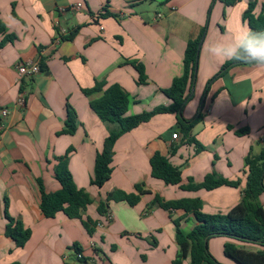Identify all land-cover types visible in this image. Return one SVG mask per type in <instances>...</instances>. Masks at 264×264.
Listing matches in <instances>:
<instances>
[{
  "label": "crops",
  "instance_id": "crops-1",
  "mask_svg": "<svg viewBox=\"0 0 264 264\" xmlns=\"http://www.w3.org/2000/svg\"><path fill=\"white\" fill-rule=\"evenodd\" d=\"M252 2L258 16L264 0H238L233 7L215 0H0L6 36L13 37L0 49V112L9 110L7 119L0 116V264H69L75 246L83 264H173L180 251L174 222L185 233L198 223L193 213L165 211L156 196L166 202L200 199L206 214H227L241 202L246 159L264 148V67H233L209 86L230 60L207 48L227 37L229 28L247 25L244 14ZM204 31L193 98L183 111L187 122L202 114L192 133L202 149L187 143L175 115H157L119 139L111 179L103 188L93 186L98 155L116 127L90 107L103 93L88 98L83 90L97 82L120 85L131 98L128 116L168 107L172 101L163 92L183 75L187 45ZM26 62L45 71L21 84L17 67ZM131 62L145 67V85L138 84ZM20 95L24 106L17 104ZM69 106L79 127L74 135H60ZM245 129L249 135L237 136ZM175 133L179 140H173ZM157 153L182 172V186L201 184L213 173L240 186L210 192L168 186L152 177ZM67 157L76 186L93 200L83 217L98 225L91 234L79 220L63 213L47 219L40 209L42 188L49 195L60 190L54 171ZM139 185L149 193L135 207L111 202L106 215H99L108 194H138ZM260 202L264 208V194ZM7 214L31 230L24 248L6 237ZM227 243L260 249L214 238L209 251L218 264H237L225 256Z\"/></svg>",
  "mask_w": 264,
  "mask_h": 264
},
{
  "label": "trees",
  "instance_id": "trees-1",
  "mask_svg": "<svg viewBox=\"0 0 264 264\" xmlns=\"http://www.w3.org/2000/svg\"><path fill=\"white\" fill-rule=\"evenodd\" d=\"M215 1H221L227 7H233L238 2V0ZM256 7L257 2L249 4L244 14V20L252 31L264 32V11L257 16L255 14ZM104 17H109V15ZM6 34V25L0 18V37H4L0 41V49L8 42L13 41V37H7ZM204 34L205 31L199 38L188 43L184 57L183 75L175 79L172 86L163 92L172 101L168 107H158L151 112L128 116L131 98L120 85L115 84L108 87L106 82H97L92 89L83 90V94L88 98L103 93L100 99L90 102V107L103 123L116 127L110 131L104 142L103 150L98 155L95 175L92 180L93 186L103 188L111 179L115 146L119 139L142 124L150 122L157 115H175L187 143L197 145L199 149H202V146L192 137L193 129L202 120V114L194 121L187 122L183 117V111L193 98L192 90L199 67V46ZM72 35L74 36L75 33ZM131 65L139 74L138 84L145 85L148 81L145 67L138 62H131ZM244 65L251 64L230 60L223 66L221 72L209 82V86L233 67ZM42 71H45L44 67L41 68ZM66 127L67 129L60 135H74L79 127L77 114L70 106L67 112ZM249 133L250 131L245 129L236 134L243 137ZM246 167L248 177L242 200L227 214L204 213L203 201L200 199L166 202L156 196L155 203L165 211L182 210L186 213H193L198 223L190 233H185L181 229L180 221L174 222L180 251L173 264H185L187 259H190V264H218L209 251V242L219 237L230 238L239 244L260 247L257 251H250L236 243H227L224 247L227 258L237 264H264V208L260 202V198L264 194V148L259 155L250 154L247 157ZM151 170L154 179L162 181L168 186H179L183 191L188 192L201 190L210 192L221 187L238 188L240 186L239 182L228 181L216 173L206 176L201 184L191 181L189 185L182 186V172L160 153L155 154L151 159ZM54 174L61 188L50 195L46 194L43 188L41 189L40 209L43 215L47 219H53L59 213H63L69 219L81 221L88 233H93L98 226L97 223L90 218L83 219L85 212L93 204V200L86 190L78 189L76 186L69 170L68 157L59 162ZM136 191L138 194H127L119 190L108 194L107 199L101 202L98 208L99 215H106L107 207L111 202H127L131 207H135L140 202L141 196L149 193L141 185L136 187ZM6 216L8 221L5 230L6 237L12 239L19 248H24L31 237V230L26 229L21 221L11 218L8 214ZM73 250L81 252L78 246H75Z\"/></svg>",
  "mask_w": 264,
  "mask_h": 264
},
{
  "label": "clouds",
  "instance_id": "clouds-1",
  "mask_svg": "<svg viewBox=\"0 0 264 264\" xmlns=\"http://www.w3.org/2000/svg\"><path fill=\"white\" fill-rule=\"evenodd\" d=\"M207 51L219 59L264 67V32H254L246 24L229 28L228 36L208 45Z\"/></svg>",
  "mask_w": 264,
  "mask_h": 264
},
{
  "label": "built area",
  "instance_id": "built-area-1",
  "mask_svg": "<svg viewBox=\"0 0 264 264\" xmlns=\"http://www.w3.org/2000/svg\"><path fill=\"white\" fill-rule=\"evenodd\" d=\"M82 4H78L76 9H81ZM64 33V32H63ZM17 71L19 74V81L22 84V81L24 78H34L41 74V69L39 64H33L31 62L22 63L17 67ZM18 106H24L25 105V96L20 95L18 101ZM9 115V110L5 109L0 112V116L2 119H7ZM173 140H179V135L175 133L173 135ZM71 256L66 257L67 262H70L69 264H82V262L85 260L84 256L81 252H76L75 250H71L70 252Z\"/></svg>",
  "mask_w": 264,
  "mask_h": 264
},
{
  "label": "water",
  "instance_id": "water-1",
  "mask_svg": "<svg viewBox=\"0 0 264 264\" xmlns=\"http://www.w3.org/2000/svg\"><path fill=\"white\" fill-rule=\"evenodd\" d=\"M204 39H205V35L203 36V38H202V40H201V43H200V46H199V52H200L201 47H202V45H203ZM196 80H197V79H196ZM196 80H195V83H196ZM192 92H194V88H193ZM201 111H202V107L200 108L199 114L201 113Z\"/></svg>",
  "mask_w": 264,
  "mask_h": 264
},
{
  "label": "rangeland",
  "instance_id": "rangeland-1",
  "mask_svg": "<svg viewBox=\"0 0 264 264\" xmlns=\"http://www.w3.org/2000/svg\"><path fill=\"white\" fill-rule=\"evenodd\" d=\"M215 61H216V59H215Z\"/></svg>",
  "mask_w": 264,
  "mask_h": 264
}]
</instances>
